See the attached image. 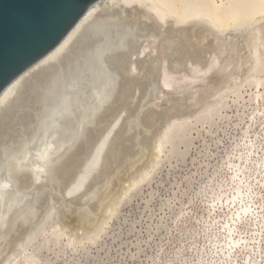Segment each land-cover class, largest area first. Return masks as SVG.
I'll return each mask as SVG.
<instances>
[{
  "label": "bare ground",
  "instance_id": "obj_1",
  "mask_svg": "<svg viewBox=\"0 0 264 264\" xmlns=\"http://www.w3.org/2000/svg\"><path fill=\"white\" fill-rule=\"evenodd\" d=\"M260 16L264 0H99L91 6L36 68L0 97V245L59 182L70 181L67 199L77 203L79 226L105 227L115 206L160 159L167 136L162 138L159 127L167 115L154 107L164 88L189 87L216 71L217 63H202L215 27ZM129 19L141 27L138 33H129ZM139 62L156 67L160 92L152 90V76L138 73ZM188 66L189 75L171 78L170 70ZM129 130H135L130 138Z\"/></svg>",
  "mask_w": 264,
  "mask_h": 264
},
{
  "label": "rangeland",
  "instance_id": "obj_2",
  "mask_svg": "<svg viewBox=\"0 0 264 264\" xmlns=\"http://www.w3.org/2000/svg\"><path fill=\"white\" fill-rule=\"evenodd\" d=\"M213 30L202 63H217L216 71L192 87L162 88L154 109L169 118L159 127L167 136L160 159L105 227L79 226L70 181L59 182L1 242L0 264H264V17ZM147 66L139 62L138 73L160 92L158 71ZM187 68L170 70L171 78Z\"/></svg>",
  "mask_w": 264,
  "mask_h": 264
},
{
  "label": "water",
  "instance_id": "obj_3",
  "mask_svg": "<svg viewBox=\"0 0 264 264\" xmlns=\"http://www.w3.org/2000/svg\"><path fill=\"white\" fill-rule=\"evenodd\" d=\"M99 0H0V97L29 75Z\"/></svg>",
  "mask_w": 264,
  "mask_h": 264
}]
</instances>
